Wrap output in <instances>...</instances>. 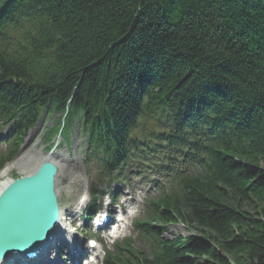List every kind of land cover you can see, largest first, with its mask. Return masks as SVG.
I'll return each instance as SVG.
<instances>
[{
    "label": "trees",
    "instance_id": "16d2710c",
    "mask_svg": "<svg viewBox=\"0 0 264 264\" xmlns=\"http://www.w3.org/2000/svg\"><path fill=\"white\" fill-rule=\"evenodd\" d=\"M67 109L94 156L126 162L148 138L140 154L186 146L208 165L152 202V255L127 244L117 264H264V0H0L7 161ZM154 223L192 234L166 240Z\"/></svg>",
    "mask_w": 264,
    "mask_h": 264
},
{
    "label": "rangeland",
    "instance_id": "374dc122",
    "mask_svg": "<svg viewBox=\"0 0 264 264\" xmlns=\"http://www.w3.org/2000/svg\"><path fill=\"white\" fill-rule=\"evenodd\" d=\"M54 120L48 117L43 118L38 127L30 133L21 156L7 167L8 169L4 176H1L2 171L0 172V184L8 179L29 176L42 163L50 160L59 168L56 180V193L60 202L63 204H74L78 202L80 195L89 190L92 183L91 179L95 178L97 171L96 169L86 170L85 168L84 153L87 149V144L79 124H75L69 134V145L66 144L64 139H61L59 140V148H53L51 153L47 150L48 144L43 140V136L46 129L55 124ZM132 167L128 168V171L132 172H128L126 175L133 173L130 175L132 176L136 173L135 171L137 170ZM124 174L121 173V175ZM139 176L133 177V179L139 182L140 177L143 178V176ZM145 189H147V186ZM173 236L189 237L190 233L182 225H177L171 227L170 233L165 235L167 238H172Z\"/></svg>",
    "mask_w": 264,
    "mask_h": 264
},
{
    "label": "water",
    "instance_id": "95a60500",
    "mask_svg": "<svg viewBox=\"0 0 264 264\" xmlns=\"http://www.w3.org/2000/svg\"><path fill=\"white\" fill-rule=\"evenodd\" d=\"M53 166H43L36 177L18 182L0 201V253L12 246L26 247L36 233H43L55 219L52 194ZM38 205H40L38 207ZM18 213L14 221H4L7 213ZM3 243H7L2 246Z\"/></svg>",
    "mask_w": 264,
    "mask_h": 264
},
{
    "label": "bare ground",
    "instance_id": "6f19581e",
    "mask_svg": "<svg viewBox=\"0 0 264 264\" xmlns=\"http://www.w3.org/2000/svg\"><path fill=\"white\" fill-rule=\"evenodd\" d=\"M108 121H111V125L107 126L108 128H110L111 132H113L114 130H116L117 126L115 124V121H112V120H108ZM120 130L119 131H123L124 132V129L121 130V126L118 127ZM232 129H234V127L232 125H230V128L228 129V131H232ZM247 139V137H246ZM165 170H169L168 168H165ZM5 171H7L5 169ZM5 171H3V174L1 173V176H4L6 173ZM154 172H151L150 175H153ZM145 184L149 185V181L147 180V178L144 179L143 181ZM155 182V181H154ZM9 184V180L1 183L0 185V193L3 191V189ZM119 195L123 198V200L125 201L123 206L120 208L121 210V213H124L126 212L127 210L133 208L135 205H136V200L134 199H129L128 196L130 195H126L122 189L119 190ZM82 211V210H81ZM119 215V214H118ZM117 214L116 215H113L111 216L112 217V222H114L116 220V222H114V225H120L123 220H118L115 219L116 216H118ZM64 220H72L71 218V214L68 213L67 214V217L65 218L63 215L61 216V221ZM58 239H54L53 238L47 243V245L42 249V251L39 252V255L37 258H35L34 260H31L29 261V264H34L36 261L38 260H42V259H46L48 261V264H77L78 263V258H75V254L77 253V248L79 249V253L80 251L82 250L83 251V248L81 245H73L71 247H67L65 248V251L68 255L65 256V260L64 258L62 259H58L56 256H55V252L58 250L59 247H61L62 245H64L63 243H59L57 242ZM59 241H61V239H59ZM84 252V251H83ZM65 261V262H64ZM3 264H20V262H15V261H11V260H8L7 262H3Z\"/></svg>",
    "mask_w": 264,
    "mask_h": 264
},
{
    "label": "clouds",
    "instance_id": "9594fccd",
    "mask_svg": "<svg viewBox=\"0 0 264 264\" xmlns=\"http://www.w3.org/2000/svg\"><path fill=\"white\" fill-rule=\"evenodd\" d=\"M87 200H88V195H87V193H84V194L80 195L78 203L82 207L86 204Z\"/></svg>",
    "mask_w": 264,
    "mask_h": 264
},
{
    "label": "snow or ice",
    "instance_id": "6c2138e0",
    "mask_svg": "<svg viewBox=\"0 0 264 264\" xmlns=\"http://www.w3.org/2000/svg\"><path fill=\"white\" fill-rule=\"evenodd\" d=\"M33 238L34 239H42L43 237L41 236L40 233H36ZM0 264H3V253H0Z\"/></svg>",
    "mask_w": 264,
    "mask_h": 264
}]
</instances>
